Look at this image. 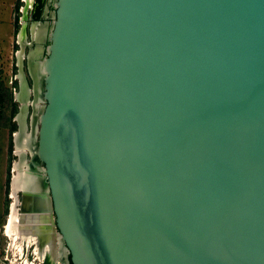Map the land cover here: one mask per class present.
<instances>
[{
  "label": "water",
  "instance_id": "water-1",
  "mask_svg": "<svg viewBox=\"0 0 264 264\" xmlns=\"http://www.w3.org/2000/svg\"><path fill=\"white\" fill-rule=\"evenodd\" d=\"M48 1L20 218L66 264H264V0Z\"/></svg>",
  "mask_w": 264,
  "mask_h": 264
},
{
  "label": "rangeland",
  "instance_id": "rangeland-1",
  "mask_svg": "<svg viewBox=\"0 0 264 264\" xmlns=\"http://www.w3.org/2000/svg\"><path fill=\"white\" fill-rule=\"evenodd\" d=\"M48 4L51 5L52 3L47 2L46 5ZM23 5L24 3H22L21 0H0V83L11 91L12 102L15 104L16 108L10 120H8V117L12 106L9 103L4 106L6 103L4 102L2 108H0V112L2 114V116H0V264H13L14 262V264H20L25 259L29 261H34L35 259L33 257V245H24L23 256H18V254L16 256L14 250L9 247L10 242L4 235L3 231L8 214V207L11 203V199H9V179L11 176V168L13 162H17L20 159V157L13 154L15 147L17 146H15L12 142L14 133L19 129V124L15 121V119L21 112L19 110V108H21L20 102H18V99L15 100V95L20 92V80L16 79L18 76V63L16 55L17 52L23 48L21 70L23 71V79L26 80L29 86V95L27 99L29 104L22 115L25 126L24 133L27 136L28 143L24 152L23 161L28 164L30 162L31 152L35 147L34 140L36 139L38 115L40 113V109L44 106L41 79V76L43 75L42 73L39 75V70L36 69L38 72L35 75L33 83L28 75V65L35 63V66H38L37 64L42 63L46 54L49 29L52 23L50 18L51 16L49 14L48 16L42 17L39 22L44 23L47 27L46 31L42 34L40 39H33L30 32V26L32 25V21H34L33 11L32 9H29L27 11L25 31L22 35L23 37L21 38V42H19L17 37L22 29L20 23ZM37 48H40V52L35 55V50ZM10 124L15 126L14 131L10 130ZM35 176L36 182L39 185L38 187H40V189H44L46 187V183L41 174L38 173ZM18 197L20 198V195H18ZM25 255H27L28 258Z\"/></svg>",
  "mask_w": 264,
  "mask_h": 264
},
{
  "label": "bare ground",
  "instance_id": "bare-ground-1",
  "mask_svg": "<svg viewBox=\"0 0 264 264\" xmlns=\"http://www.w3.org/2000/svg\"><path fill=\"white\" fill-rule=\"evenodd\" d=\"M30 1L31 0H26L24 2L25 5L23 7V13H22L23 21L21 23L22 24V29L20 32L21 35H23L25 31V27H26L25 21H26V16H27V11H28V6L30 5ZM48 14H49V10L46 7L44 9L43 17L48 16ZM46 28L47 27L44 25V23H38V22L32 23V25L30 26V32H31V36L33 37V39L35 38L36 40L40 39L42 34L46 31ZM22 50L23 48L19 51V54L17 56L18 59H16L18 63V68H19V71H18L19 78L17 79L20 80L21 87H20V92L15 95L16 100L18 99V102H20L21 112L16 117V121L19 124V130L18 132H15L13 135L14 144L15 146H17L15 147L14 153L16 156L20 157V159L19 161L13 162L12 164V179L10 180L11 189H12L10 192L11 203L9 205L10 208L7 214L6 223H5L3 231H4V235L8 238L10 242L9 247L14 250V252L16 253L15 254L16 256L17 254L18 256H21V255L23 256L24 245L25 246L33 245L34 247L33 257L35 258L34 261L23 259L24 261L21 262L20 264H66L67 250L64 248L59 235L52 234L51 232H39L35 230L36 225H37L36 222H32L31 220H29L30 217H27L28 220L27 219L23 220L22 218H20V215H27L25 210L27 212H30V211L35 212L36 210L38 211V210H48L49 209L47 202L44 203L42 200L26 201V199L23 201L21 210L19 209V206H21V204L19 202L20 199L17 196L19 194L18 192L19 190H23L24 187L28 186L27 185L28 182L26 183L24 180L26 179V176H24V173L27 170L28 165L24 163L23 161L24 152L26 150V147L28 146L27 145L28 143H27V136L24 133L25 126H24L22 115L24 114L27 108V105L29 103L27 101V96H28L27 88L25 86V81L23 79V74L21 70L22 55H23ZM39 52H40V48H37L35 50V55L38 54ZM35 65L36 64L34 63L33 64L34 69L36 68L37 70H39V72H42V75H44L43 62L40 64H37L38 66H35ZM42 109L43 107L40 109V113ZM31 153H32L31 155H33V151ZM38 167L40 171H37V173L41 172L43 175L42 167H40L39 165ZM29 175H30L29 181L32 184L31 188H33L32 191L42 192L41 191L42 189L37 187L35 173H29ZM45 190L46 189L44 188L43 191L45 192ZM28 215L31 216L32 214L28 213Z\"/></svg>",
  "mask_w": 264,
  "mask_h": 264
},
{
  "label": "trees",
  "instance_id": "trees-1",
  "mask_svg": "<svg viewBox=\"0 0 264 264\" xmlns=\"http://www.w3.org/2000/svg\"><path fill=\"white\" fill-rule=\"evenodd\" d=\"M42 8H43V3L40 0H38L37 4L35 5V11L33 13L34 20H39ZM17 78H19V75ZM4 102H6L4 106H6L7 103H9L12 106L10 115L8 117V120H10L11 116L14 114L16 110L15 104L12 102L11 91L8 88H5L2 83H0V108H2ZM0 116H2L1 112H0ZM9 128L11 131L15 130V126L12 124H10Z\"/></svg>",
  "mask_w": 264,
  "mask_h": 264
},
{
  "label": "flooded vegetation",
  "instance_id": "flooded-vegetation-1",
  "mask_svg": "<svg viewBox=\"0 0 264 264\" xmlns=\"http://www.w3.org/2000/svg\"><path fill=\"white\" fill-rule=\"evenodd\" d=\"M26 0H21V2L22 3H24ZM37 1L38 0H31L30 1V5L28 6V10L30 9H32V11H33V13H34V11H35V5L37 4ZM42 3H43V8H42V11H41V14H40V18H39V20L43 17V13H44V9L47 7L48 8V10L49 9H52V4L50 5V4H48V5H46V3L48 2V3H50L48 0H40ZM25 5V4H24ZM24 5L22 6V7H24ZM50 11H52V10H49V15H50ZM21 13H23V9H22V12ZM23 19V15H22V17H21V23H22V20ZM34 20V19H33ZM39 20H34V21H32V23L33 22H38V23H41V22H39ZM26 21H27V16H26ZM25 21V22H26ZM20 23V25H21V27H22V24ZM21 38H22V35L19 33V35H18V37H17V39H18V41L20 42L21 41ZM18 54H19V51L17 52V56H18ZM17 56H16V59H18L17 58ZM30 62V61H29ZM31 68V69H30ZM18 71H19V68H18ZM32 72V73H31ZM32 74H34V75H36V73H35V69H34V66H33V64H29L28 65V75H29V78L31 79V81L34 83V78H35V76L34 75H32ZM32 85V84H31ZM18 94V93H17ZM34 163H37L36 161L34 162ZM38 173H36L35 175H37ZM39 176V175H38ZM10 178H11V176H10ZM9 184H10V179H9ZM9 199H11V197H10V192H9ZM20 199V198H19ZM26 257H27V255H25ZM28 258V257H27Z\"/></svg>",
  "mask_w": 264,
  "mask_h": 264
},
{
  "label": "crops",
  "instance_id": "crops-1",
  "mask_svg": "<svg viewBox=\"0 0 264 264\" xmlns=\"http://www.w3.org/2000/svg\"><path fill=\"white\" fill-rule=\"evenodd\" d=\"M17 56V55H16Z\"/></svg>",
  "mask_w": 264,
  "mask_h": 264
}]
</instances>
